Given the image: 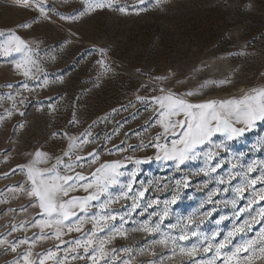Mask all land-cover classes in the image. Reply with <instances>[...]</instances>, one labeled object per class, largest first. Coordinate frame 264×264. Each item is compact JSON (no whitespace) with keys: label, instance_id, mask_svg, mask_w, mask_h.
<instances>
[{"label":"rangeland","instance_id":"obj_1","mask_svg":"<svg viewBox=\"0 0 264 264\" xmlns=\"http://www.w3.org/2000/svg\"><path fill=\"white\" fill-rule=\"evenodd\" d=\"M0 264H264V0H0Z\"/></svg>","mask_w":264,"mask_h":264},{"label":"bare ground","instance_id":"obj_2","mask_svg":"<svg viewBox=\"0 0 264 264\" xmlns=\"http://www.w3.org/2000/svg\"><path fill=\"white\" fill-rule=\"evenodd\" d=\"M159 87H161V86H159ZM161 88H164V87H161ZM164 90H166V89L164 88Z\"/></svg>","mask_w":264,"mask_h":264}]
</instances>
